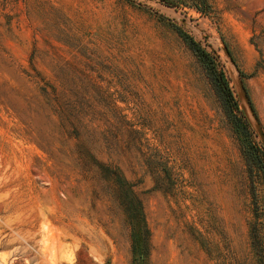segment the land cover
<instances>
[{"label":"rangeland","instance_id":"obj_1","mask_svg":"<svg viewBox=\"0 0 264 264\" xmlns=\"http://www.w3.org/2000/svg\"><path fill=\"white\" fill-rule=\"evenodd\" d=\"M262 153L264 0H0V264H264Z\"/></svg>","mask_w":264,"mask_h":264},{"label":"trees","instance_id":"obj_2","mask_svg":"<svg viewBox=\"0 0 264 264\" xmlns=\"http://www.w3.org/2000/svg\"><path fill=\"white\" fill-rule=\"evenodd\" d=\"M224 91H225V93H226V95H227V99H228V101L231 102V101H232V96H231V93L229 92V90H228V88H227L226 86H224ZM234 106H235V108L237 109V106H236V105H234ZM245 123H246V125H247L246 120H245ZM262 155H263V157H264V154H263V153H262Z\"/></svg>","mask_w":264,"mask_h":264}]
</instances>
